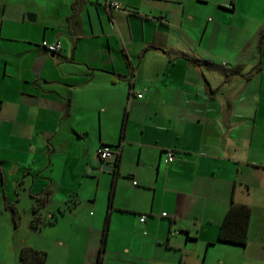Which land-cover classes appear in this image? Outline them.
<instances>
[{
    "label": "crops",
    "instance_id": "0c3cea01",
    "mask_svg": "<svg viewBox=\"0 0 264 264\" xmlns=\"http://www.w3.org/2000/svg\"><path fill=\"white\" fill-rule=\"evenodd\" d=\"M115 1L0 0V207L15 176L38 235L0 264H95L106 214L104 264H264V0ZM233 202L245 246L217 240Z\"/></svg>",
    "mask_w": 264,
    "mask_h": 264
},
{
    "label": "rangeland",
    "instance_id": "374dc122",
    "mask_svg": "<svg viewBox=\"0 0 264 264\" xmlns=\"http://www.w3.org/2000/svg\"><path fill=\"white\" fill-rule=\"evenodd\" d=\"M221 73L222 71L216 70L217 78L218 76L221 75ZM11 170L12 171L10 172V174H12L13 172L15 174L14 168H12ZM18 185L20 186L18 187ZM22 188L23 187H21L20 182L15 180V176L11 177V181L8 182V193H9L8 200L5 197L4 202L2 203L7 209H4L5 207L3 208L0 207L1 208L0 210V237L2 236L1 243L8 242L9 244L10 258L7 261L8 262L10 261V263L14 262L13 259H15V255L13 253V247L14 245H17L19 243L20 238L25 237L27 240L28 239L34 240L38 236L36 233L29 230L28 226L32 222L31 221L32 218H30V212H29L30 208L29 207L32 205L31 204L32 200L27 194L23 193ZM14 205H16V207H14ZM11 206H13L14 209H11ZM3 209L7 210L8 213H5ZM71 242H72L71 249L76 250L77 244L79 243L78 239L76 240V238H72ZM48 243L51 244V241L49 240ZM222 247L224 249L220 247H218L219 249L217 248V251L219 253H223V252L226 253L228 252V250L225 248H232L227 245H223ZM252 249L253 248L251 247L250 250ZM49 251L52 255L53 254L56 255L58 253L64 256L65 253H67L66 249H62L56 246L54 243L50 245Z\"/></svg>",
    "mask_w": 264,
    "mask_h": 264
},
{
    "label": "trees",
    "instance_id": "16d2710c",
    "mask_svg": "<svg viewBox=\"0 0 264 264\" xmlns=\"http://www.w3.org/2000/svg\"><path fill=\"white\" fill-rule=\"evenodd\" d=\"M263 36L264 30L259 33V42L262 40ZM109 194H111V191ZM250 215L251 208L247 204L231 203L227 208L222 221L220 222L217 240L224 243L245 246ZM107 223L108 215L106 214L101 235V245L95 258V264H104L102 261V252L104 249ZM19 258L20 264H44L46 254L44 251L23 246L20 250Z\"/></svg>",
    "mask_w": 264,
    "mask_h": 264
},
{
    "label": "built area",
    "instance_id": "2783aa9c",
    "mask_svg": "<svg viewBox=\"0 0 264 264\" xmlns=\"http://www.w3.org/2000/svg\"><path fill=\"white\" fill-rule=\"evenodd\" d=\"M93 1H97V0H93ZM108 6L115 8V9H120L121 5L115 1V0H103ZM232 1V0H229ZM41 47H43L46 51L50 52V53H55L58 52L61 49V45L59 43V41H46V40H42L39 44ZM135 95L137 97L141 96L140 92H136ZM114 153V151L111 149L110 145L107 144H102L98 149H97V155L99 157V160L101 162L105 161L106 159H108L109 157H111ZM174 153L172 150H165L164 154L162 156V161L164 163H167L169 161H171L174 158ZM136 181L133 180L132 184H135ZM144 216H141L139 218L140 221H143Z\"/></svg>",
    "mask_w": 264,
    "mask_h": 264
},
{
    "label": "water",
    "instance_id": "95a60500",
    "mask_svg": "<svg viewBox=\"0 0 264 264\" xmlns=\"http://www.w3.org/2000/svg\"><path fill=\"white\" fill-rule=\"evenodd\" d=\"M102 170H107V171H112L113 170V168L112 167H109V166H107V165H102Z\"/></svg>",
    "mask_w": 264,
    "mask_h": 264
}]
</instances>
